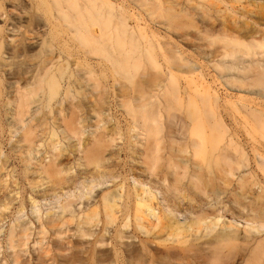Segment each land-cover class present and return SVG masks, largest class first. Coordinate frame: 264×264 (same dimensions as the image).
Wrapping results in <instances>:
<instances>
[{"label":"bare ground","instance_id":"1","mask_svg":"<svg viewBox=\"0 0 264 264\" xmlns=\"http://www.w3.org/2000/svg\"><path fill=\"white\" fill-rule=\"evenodd\" d=\"M262 116L264 0H0V264H264Z\"/></svg>","mask_w":264,"mask_h":264},{"label":"rangeland","instance_id":"2","mask_svg":"<svg viewBox=\"0 0 264 264\" xmlns=\"http://www.w3.org/2000/svg\"><path fill=\"white\" fill-rule=\"evenodd\" d=\"M231 5L232 6H239V4L237 3V2H232L231 3ZM8 9H10V7L8 8ZM65 39L66 40H68L69 39V35H65ZM42 42V38L40 37V36H38V37H36L33 41H32V43L35 45V47L39 50L40 49V46H39V44ZM79 56L77 55H75L74 56V58H70V60L72 61V60H76V61H73V62H78L79 61V58H78ZM64 60L65 61H67V58L66 57H64ZM10 62V61H9ZM76 68V66H74V69ZM212 70V69H211ZM211 70H209V71H211ZM7 71V70H6ZM212 72V71H211ZM220 86V91L222 92V93H224L223 91H224V88L221 86V85H219ZM232 94H237L236 93V91H234ZM235 96H237V95H235ZM237 100V99H236ZM236 100H234V101H236ZM35 106V108L37 107V105H34ZM119 110V109H118ZM117 110V108L114 106V105H112V112L111 113H113V115H114V118H116V121H117V119L119 120V123H120V120L122 121V126L123 127H125L126 126V121L124 120V118L121 116L122 115V113H120L119 111ZM175 110H172V113L174 112ZM176 112V111H175ZM231 112L232 113H234L233 111H230V113L228 112V113H225V119H227L226 121H227V124L228 125H231V126H233V125H235V123H236V121L239 123V120H241V122H244V121H246V119H247V117H249V116H247V115H245L246 113H243L242 114V112L241 111H236V113H234L233 115L231 114ZM231 116V117H226V116ZM238 115H240L242 118H245V119H241V117L239 116L238 117ZM243 115V116H242ZM253 115V114H252ZM233 116H236V118L235 117H233ZM245 116H247V117H245ZM254 116V115H253ZM255 116H257V117H255ZM254 117H252L253 118V120L254 119H258V117L260 116V114H257V115H255ZM251 117V116H250ZM249 117V118H250ZM262 117H264V116H262ZM232 118H233V121H235V122H233L232 121ZM238 118H240V119H238ZM235 119V120H234ZM259 119H261V118H259ZM253 120L252 119H250V121H248V119H247V123L248 124H253L252 122H253ZM264 120V119H263ZM230 121V122H229ZM255 121H259V120H255ZM240 122V123H241ZM246 122H244V123H246ZM250 122V123H249ZM237 123V124H238ZM244 123H242V124H244ZM113 124H115V120L113 119L112 120V123L110 124V125H106L107 127H110V128H112L111 126L113 125ZM256 124V123H255ZM101 126H103V125H101ZM176 127V126H175ZM238 128H239V126H238ZM176 130H177V127L175 128ZM240 129H242L241 127H240ZM93 131V129H88L87 130V132H86V134H85V137H83V138H86L87 136H88V132H92ZM241 131V130H240ZM240 137H241V139H244V138H242V137H244V135H245V133H244V131L242 130L241 132H240ZM243 135V136H242ZM246 137V136H245ZM76 142H78V140L77 139H74L73 140V143H76ZM66 143V142H65ZM120 144L121 145H123V141H120ZM8 148H9V146L7 147V151H8ZM66 156H68V155H66ZM71 158L72 159H74L75 157H74V155H72L71 154ZM13 160V164L11 165V167H10V170H12L13 168H15V170H17V171H19L20 170V164H19V159H18V157L17 156H14L13 158H12ZM17 174V173H16ZM119 181L120 180H116L115 181V183L112 181V180H108V181H106V182H104L102 185H96L95 186V188H94V190H93V193H92V195L93 196H96V194H98V193H103V192H107V190H111L112 188H114L113 186H115V184H117V183H119ZM79 188H80V186L78 185V187H77V189H76V191H75V196L73 197L74 199L76 198V194H78V192H79ZM66 195H63L62 197H61V200L59 201L60 203L59 204H62V203H64V200H65V197ZM52 201H54L53 199L51 200V199H49L48 201H46V202H43L42 204H40L37 208H36V211L38 212V213H35L34 215L32 214V212L31 211H29V212H26L25 214H23V215H21V216H19V219L18 220H20V221H24V220H27V219H29L30 217H35V216H37V214H41V215H43L44 214V216L46 215V213H48L50 210H54L55 212H58L59 211V208H58V205H52ZM79 202H83V201H81V200H79V201H77V203H79ZM53 207H56V208H53ZM28 213H29V216H28ZM11 222H10V219L8 220H6L4 223H2L1 224V226H0V231H1V234L0 235H3L5 232H7V230L10 228V224ZM241 223H244L243 221H241ZM33 239V238H32ZM130 241H132V240H129V242ZM138 241V240H137ZM31 247H32V251H33V249L35 248V249H37V248H39V246L38 245H36V246H34V244L32 243L31 244ZM28 255V254H27ZM27 257H30L29 255L27 256ZM27 257H25V258H27ZM31 258V257H30ZM240 263H241V261H240Z\"/></svg>","mask_w":264,"mask_h":264}]
</instances>
